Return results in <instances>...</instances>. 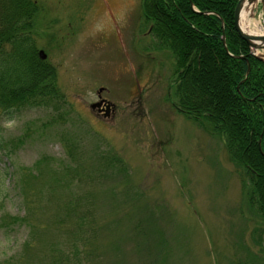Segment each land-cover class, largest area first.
I'll return each mask as SVG.
<instances>
[{
  "label": "rangeland",
  "instance_id": "rangeland-1",
  "mask_svg": "<svg viewBox=\"0 0 264 264\" xmlns=\"http://www.w3.org/2000/svg\"><path fill=\"white\" fill-rule=\"evenodd\" d=\"M33 1L38 54L25 98L10 102L11 115L0 106V166L10 165L17 179L40 168L39 186L61 179L67 167L92 173L77 181L83 190L103 167L111 175L93 185L88 232L68 243L49 220L69 197L58 192L50 210L36 213L48 228L27 262L29 229L0 228V264H264V218L248 200V173L207 121H198L206 123L201 126L172 107L174 59L154 50L160 41L143 19L142 0ZM251 16L264 33L263 4ZM6 52L12 56L11 48ZM14 58L5 65L4 83L17 91L22 70ZM99 96L115 105L112 116L94 110ZM71 152L80 155L73 160ZM113 158L121 164L107 170ZM3 192L0 217L26 216L17 192L2 198Z\"/></svg>",
  "mask_w": 264,
  "mask_h": 264
},
{
  "label": "trees",
  "instance_id": "trees-1",
  "mask_svg": "<svg viewBox=\"0 0 264 264\" xmlns=\"http://www.w3.org/2000/svg\"><path fill=\"white\" fill-rule=\"evenodd\" d=\"M236 5L237 0H142L141 13L149 24L152 35L160 41L159 45L154 44V50L167 51L174 59L175 85L170 86L169 98L172 107L201 126H206V123L198 121H207L212 132L226 140L231 160L239 163L248 173L246 178L252 185L247 194L248 200L264 218V156L260 151L261 147L264 153V61L253 56L249 46L238 35L234 25ZM192 6L198 12H194ZM33 9L37 12L38 8L33 0H0V85L3 87L0 106H7L10 115L15 111L10 102L25 98L31 83L30 75L34 74L30 72V67L34 65L33 58L38 53L31 36ZM215 14H219L225 21L230 53L245 55L247 59H234L226 53L222 42V22ZM7 48H11L12 56L6 54ZM16 56L17 59L14 58ZM11 57L18 61L22 70L15 83L17 91H12L4 83L7 76L5 65ZM248 66L251 71L245 80ZM49 74L50 78H55L52 72ZM12 94H17V98ZM100 142L104 143V140ZM75 153L69 154L73 160L80 155ZM94 153L99 154L96 148ZM86 160L87 155L83 162ZM120 164L113 158L107 161L106 168L113 169ZM124 165L123 169L127 173L128 169ZM10 169L8 164L4 168L0 166V191L4 190L2 198H9V192L14 189L19 198L23 199L27 212L23 218L1 216L0 228L7 225L9 233L17 225H24L29 229L31 238L26 245L25 262L26 257L29 260L35 249L36 239L42 238L48 228H44V220L41 224L37 222L36 213L50 210L56 204L58 192L69 194L63 206L49 220L58 224L59 231L66 234L70 243L76 235L88 232V227L94 225L93 218L90 217L91 204H94L95 199L93 185L97 184L98 177L107 179V174L111 175L103 167L94 184L89 186L88 183L84 186L87 187L86 190H83L77 188V185L80 187L82 184L77 181H82L83 176L87 180L91 179L92 173L83 171L80 176L75 168L67 167L61 179L47 183V186H39L36 185L37 180L43 176L40 168L29 169L28 172L25 169L19 179L15 171L11 172ZM3 175L15 181L7 184ZM44 188L48 190V208L42 200ZM61 259L69 262L64 256ZM57 261L59 262V258ZM80 262L79 257L78 263ZM4 264L10 263L6 261Z\"/></svg>",
  "mask_w": 264,
  "mask_h": 264
},
{
  "label": "bare ground",
  "instance_id": "bare-ground-1",
  "mask_svg": "<svg viewBox=\"0 0 264 264\" xmlns=\"http://www.w3.org/2000/svg\"><path fill=\"white\" fill-rule=\"evenodd\" d=\"M255 6H256V4H254L250 8H247V9H244L243 10V12H242V20H241L240 26L248 34H251V35H264V33L259 29V27L263 26V24H260V23L256 22L254 19H252L251 21L249 20V19H251L250 16L252 15V10H253V8H255ZM192 7L194 9V12H198L194 8V6H192ZM215 15L222 22L221 23V28L223 30L222 42H223L224 50L226 51V53L229 56H231L232 58H234V59H243L244 57H246L245 55H233L232 53H230L229 48H228V44H227V36H226V32H225V29H226V27H225L226 26L225 21L222 19V17L219 14H215ZM251 27H253V29H251ZM250 71H251V68L248 66V71H247L246 79L245 80L248 79L249 74H250ZM238 89H239V87H238ZM260 151H261L262 155L264 156V153L262 152L261 147H260Z\"/></svg>",
  "mask_w": 264,
  "mask_h": 264
},
{
  "label": "water",
  "instance_id": "water-1",
  "mask_svg": "<svg viewBox=\"0 0 264 264\" xmlns=\"http://www.w3.org/2000/svg\"><path fill=\"white\" fill-rule=\"evenodd\" d=\"M258 1L259 0H238L234 17L235 27L240 37L249 45L252 50L256 52L264 50V36L248 34L241 28L240 24L243 10L252 7ZM261 1L264 4V0ZM96 106L97 104L93 105V108H95Z\"/></svg>",
  "mask_w": 264,
  "mask_h": 264
},
{
  "label": "flooded vegetation",
  "instance_id": "flooded-vegetation-1",
  "mask_svg": "<svg viewBox=\"0 0 264 264\" xmlns=\"http://www.w3.org/2000/svg\"><path fill=\"white\" fill-rule=\"evenodd\" d=\"M105 111H106V104H104L101 108H99V112H100L99 115L104 116L106 114Z\"/></svg>",
  "mask_w": 264,
  "mask_h": 264
}]
</instances>
